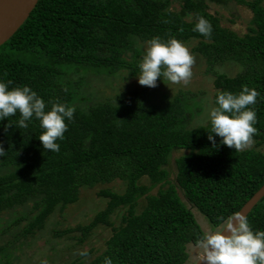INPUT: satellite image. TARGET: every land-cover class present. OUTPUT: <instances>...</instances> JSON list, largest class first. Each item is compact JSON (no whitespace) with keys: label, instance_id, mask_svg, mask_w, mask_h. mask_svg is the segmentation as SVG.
Returning a JSON list of instances; mask_svg holds the SVG:
<instances>
[{"label":"trees","instance_id":"trees-1","mask_svg":"<svg viewBox=\"0 0 264 264\" xmlns=\"http://www.w3.org/2000/svg\"><path fill=\"white\" fill-rule=\"evenodd\" d=\"M231 4L251 14L243 36L222 27L217 14L209 11L210 5ZM198 16L210 22V36L194 30ZM153 37L175 38L185 45L196 42L191 49L195 63L204 65L205 74L214 79L213 104L218 90L238 93L247 86L260 93L252 106L257 115L252 149L234 151L213 134L214 147L207 139L208 124L192 126L201 107L196 103L199 96L189 91L159 97L139 87L114 98L82 99L79 91L89 73L112 77L123 72L136 78L140 45ZM226 66L239 71L235 76L220 72ZM80 72L84 74L77 80L70 79ZM0 80L11 81L10 88L29 86L48 109L55 102L75 108L64 138L57 140L58 152L42 148L38 120L28 129L14 127L18 115L0 121V147L5 150L0 156V214L29 209L13 222L15 227L25 223L17 241L28 242L45 231L56 211L79 202L83 189L116 181L124 186L123 193H97L105 207L87 225L53 232L58 239L46 241L49 258L57 257L55 244L63 237L77 232V244H83L104 226L112 231L104 251L87 263L93 251L67 264H103L105 257L112 264H186L187 246H195L204 232L179 191L212 228H218L222 217L238 213L264 185V153L257 151L264 145L262 0H39L0 47ZM179 151L186 154L175 159L174 180L168 181L165 167ZM118 211L123 214L114 227L110 218ZM247 218L253 231L264 230V197ZM13 245L0 247L4 264L14 257Z\"/></svg>","mask_w":264,"mask_h":264},{"label":"clouds","instance_id":"clouds-1","mask_svg":"<svg viewBox=\"0 0 264 264\" xmlns=\"http://www.w3.org/2000/svg\"><path fill=\"white\" fill-rule=\"evenodd\" d=\"M194 30L201 35H211L212 26L203 16H198ZM194 57L188 47L175 38L167 41L153 37L138 63L137 82L148 88L156 87L157 79L170 84L187 85L193 75ZM11 81L0 80V121L18 115L17 129H28L35 119L42 129L37 138L42 148L50 152H58L57 140L64 138L67 123L71 122L75 112L67 103H51L50 109L42 97L29 86L10 88ZM260 93L247 86H242L238 93L217 91L214 106L208 110L207 123L210 126L208 141L216 146L213 134L220 137L219 144L234 151L244 150L253 142L257 133L256 111L252 107L257 103ZM47 109V110H46ZM197 129V128H196ZM6 130V129H5ZM5 154L0 147V156ZM221 226L209 229L202 238L196 241V264H264V230L253 231L248 218L234 213L221 218ZM103 264H112L110 257H105Z\"/></svg>","mask_w":264,"mask_h":264},{"label":"rangeland","instance_id":"rangeland-1","mask_svg":"<svg viewBox=\"0 0 264 264\" xmlns=\"http://www.w3.org/2000/svg\"><path fill=\"white\" fill-rule=\"evenodd\" d=\"M263 4H264V0ZM210 12L217 14L221 21L222 27L235 32L238 36H243L246 33V28L248 23L251 20V14L249 11L245 10L243 7H238L233 4L228 5L227 7H217L210 5ZM196 45V42L186 44L190 53L194 57V63L192 65V77L187 85L184 84H170L168 81L164 80L163 82L156 83V87L148 88L146 86H141L137 82V78H129L123 72L109 77L104 72H97L90 74L84 79L79 95L83 98H87L88 101L94 102L96 99L103 98H114L119 94H123L129 90L135 88H147L148 92L156 96H173L178 90L189 91L193 94H196L198 97L197 104L201 107V112L199 116L193 123V127L205 126L207 123V113L208 110L214 106L213 104V95L215 93L213 87V77L205 74V66H197L195 63L196 58L192 53L191 49ZM147 44L140 45V51L143 55ZM142 57V56H141ZM239 71V68L235 66H226L223 67L220 72L228 74L230 76H235ZM82 72L79 74H71L70 79L77 80L79 76H82ZM72 81V80H71ZM99 99V100H100ZM254 143L245 148L244 150L252 149ZM257 151L264 153V145L257 148ZM186 154V152L179 151L174 152L169 158V163L165 167V170L168 172L169 177L168 181L174 180L175 167L174 161L176 158L181 155ZM142 184L149 185L145 181ZM102 189H110L115 193H123L124 186L121 182H113L109 185L99 186L93 190L83 189L81 191V199L79 202L71 207H68L62 213L56 211L51 217L48 225H46V230L42 233H37L30 241L28 239L20 242L22 238H19L17 241L15 238L19 237L18 235L24 227L25 223H21L19 227H15L13 222L22 217V215H28L29 209L27 208H17L12 211H7L0 214V247H4L9 242H13V248L16 250L14 252V257L10 264H41L43 261L45 264H52L51 260L60 261V264H67L72 260L79 257L81 254L88 253L93 251L91 257H88L89 262L91 259L96 257L98 254L104 251L105 243L111 237L112 231L110 228L104 226H99L93 230L88 238L83 244H77V238L80 237L79 233L73 232L69 236L63 238H70L72 240L66 241L62 238V241L55 244L56 256L47 257L48 245L46 241L50 244L54 243V240L58 239L52 237L53 232L55 231H64L66 229H72L77 226L87 225L95 216L97 212L102 210L105 207L106 201L97 196V193ZM158 186L153 189L151 193L155 194ZM179 195L182 198L183 202L190 208L192 214L194 215L195 220L199 224L200 228L203 230L204 234L212 228L207 222L206 218L203 217L199 212H197L191 205L187 204L184 200L181 191ZM143 199L140 200L139 206L137 208L138 213L144 207ZM25 209V210H24ZM123 211L116 212L111 216L110 221L113 223L114 227H117L121 220V215ZM219 228V227H218ZM187 252L189 254V260L186 264H195L196 255L198 250L195 249V246L188 245ZM0 264H4L2 261V255H0Z\"/></svg>","mask_w":264,"mask_h":264},{"label":"water","instance_id":"water-1","mask_svg":"<svg viewBox=\"0 0 264 264\" xmlns=\"http://www.w3.org/2000/svg\"><path fill=\"white\" fill-rule=\"evenodd\" d=\"M38 2L39 0H0V47L25 23ZM263 197L264 185L243 205L238 213L247 217ZM198 264H203V262L200 261Z\"/></svg>","mask_w":264,"mask_h":264}]
</instances>
